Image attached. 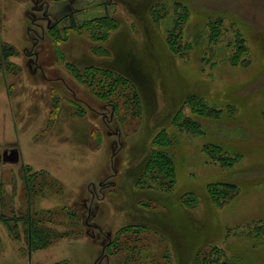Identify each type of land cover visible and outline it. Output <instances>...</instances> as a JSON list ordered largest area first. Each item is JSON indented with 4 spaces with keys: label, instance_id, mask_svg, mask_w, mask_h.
<instances>
[{
    "label": "rangeland",
    "instance_id": "rangeland-1",
    "mask_svg": "<svg viewBox=\"0 0 264 264\" xmlns=\"http://www.w3.org/2000/svg\"><path fill=\"white\" fill-rule=\"evenodd\" d=\"M32 1L0 3V47L14 49L10 56L0 51V213L10 226L17 222L19 236L13 238L0 221V264H124L126 251L111 249L106 257L102 244L107 234L137 222V206L149 210L135 204L142 192L155 199L152 212L143 216L156 231L140 232L136 242L155 261L134 249L128 264H162L167 252L170 264H192L195 252L208 245L221 248L219 259L230 258L231 264H264V232L251 231L264 219V0H34V6ZM149 6H163L158 24ZM174 6L188 8L173 32L181 58L165 43L178 11ZM71 8L76 23L105 13L118 20L119 28L101 43L107 54L94 52L87 36L74 30L58 45L46 30L41 37L48 18L51 23ZM217 17L221 34L212 41L207 26ZM68 23L67 16L59 21V36H66L61 28ZM235 34L246 64L229 60ZM66 62L110 67L129 75L134 85H119L116 96L99 99L79 80L71 87ZM190 95L202 97L208 108L230 103L232 116L213 120L185 105L182 114L197 120L202 134L178 130L171 118ZM53 100L57 110L51 114ZM162 128L176 136L166 147L175 184L168 192L137 189L135 178ZM12 147L19 160L11 164L1 155ZM210 154L230 156L231 166ZM38 170L45 175L35 177V195H27L26 179ZM45 181L50 185L43 189ZM211 182L233 183L237 190L216 207L205 194ZM186 192L197 196L195 207L182 204ZM45 210L51 216L36 224L66 236L28 256L24 215L29 211L38 219ZM85 214L91 218L89 234Z\"/></svg>",
    "mask_w": 264,
    "mask_h": 264
},
{
    "label": "trees",
    "instance_id": "trees-1",
    "mask_svg": "<svg viewBox=\"0 0 264 264\" xmlns=\"http://www.w3.org/2000/svg\"><path fill=\"white\" fill-rule=\"evenodd\" d=\"M72 6H67V8ZM178 11L177 14L173 18V23L170 28L167 29L165 32V43L168 47V49L171 51L173 55L181 56L183 57V51L179 50L177 47V42L175 40V36L173 34L176 26H178L181 21L186 19L188 14V8L187 6H174ZM148 13L150 17L152 18V21L155 24H158V22L162 19L163 15L161 12L164 10L162 9L163 6H149L148 7ZM174 8V9H175ZM70 10V9H68ZM68 18L69 23L66 26H63L61 29H63L66 32V36L61 37L57 33L59 31L58 23L59 21L66 17ZM56 17V18H55ZM54 22L50 25L48 34L52 37L54 42L57 44V42L61 40H66L68 38V29L74 30L77 34L86 35L87 38L91 41L92 50L97 53H105L106 49L105 47H102L103 42H105L111 32L117 30L119 28V22L117 19L113 18L112 16H109L108 14H103L100 16L92 17L86 20H83L81 22L76 23L73 19V13L72 8L71 11L66 12L64 16H54ZM221 18L217 17L215 18L214 22H208L209 28V40L216 41L221 32ZM237 37L236 34L233 37V40L235 41L232 45V53L229 57V60L231 64H246V60L244 58H240V52L242 50V44H237ZM102 43V44H101ZM7 47L6 49L0 47V51H7V55H14V49L12 46L5 44ZM3 46V45H0ZM187 48V47H186ZM180 57V58H181ZM66 68L70 71V73L80 82L86 84L93 94L97 96L99 99L106 100L110 97L116 96L120 89H118L119 85H130L133 87V82L131 81L129 75L120 74V72L114 71L110 67H97L86 64L83 68H78L72 63H65ZM104 78V80H103ZM106 79L107 82H106ZM109 81V82H108ZM132 99L134 100V104H139V98L137 95L136 90H133L132 92ZM202 100V97L200 96H194L190 95L187 96L182 101V107L179 106L174 113V115L171 118V124L176 127L178 130H185L189 131L193 134H202L201 125L200 123L193 119L191 116H184L182 114L183 107L185 105L189 106L190 109L193 110V113L197 114L198 116L202 117H208L213 120H218L223 115H226L228 117L232 116L233 113V107L230 105H226L224 108H221L220 106L215 107H207L205 106L203 102L199 101ZM53 108H51L50 113L54 114V111L57 110L56 100H53ZM113 110L116 109L115 104H112ZM82 112L79 113L81 115ZM264 117V114H262ZM165 139V140H164ZM176 140V136L174 133H171L165 129H160L158 131L153 139H152V148L150 149L148 153V157L145 160V163L143 164L142 169L140 170L139 174L135 178L134 187L139 189H145V190H153L156 189L160 192H168L172 190L174 184H175V164L173 156L166 151V147H168L170 144L174 143ZM164 141V142H163ZM216 146V145H214ZM209 155V154H208ZM216 155L210 154L209 159H213V161H217L222 166H231L232 161L231 157L229 158L220 157V155H217V158L214 159ZM235 156V155H232ZM237 157V156H236ZM233 158V157H232ZM235 158V157H234ZM30 171V169H28ZM40 171V170H38ZM33 171L32 175H29L30 178L26 179V193L27 195H32L33 193V182L35 181V177L37 175L44 174L42 171ZM165 174V176H164ZM45 175V174H44ZM28 176V177H29ZM45 181L42 183L43 189H46L49 187ZM40 185V184H38ZM40 189H42V186H40ZM205 194L209 201L208 203L220 207L224 205L227 201H229L234 194L235 190H237V185L233 183H223V182H211L208 183L205 187ZM143 195H139L136 198L135 204H139L140 206L144 208H149V210L145 209H139L137 206L136 209L138 212H136V218H138L137 222H133L124 226H121L114 232L111 236V234H107L106 241L102 244V254L106 257H111L113 255L111 249H114L115 253H122L123 251H126V253L123 255V263L128 264V261L132 258L131 255L129 256V253H131L134 249L136 251L134 253H140L139 255H142L145 259H148L149 261L154 262L155 259L153 255L149 252H144V249L141 250V244H137L136 241L139 240L140 236L139 233L143 232L144 230H154L156 231V228L149 222V219L143 214L146 213L148 216L152 211L150 209L151 206V200L154 199L150 195H146L142 192ZM35 195V194H33ZM141 197V198H140ZM143 197V198H142ZM31 198V197H30ZM28 198V199H30ZM142 199H147L146 201H142ZM155 200V199H154ZM181 202L186 208H193L197 205L198 199L197 196L194 193L186 192L181 197ZM30 205H31V201ZM51 210H45V214L42 215L43 217H40L38 219H32L29 217L30 212L28 211L25 216L24 221L22 222L24 224V241L27 249L28 256L31 255L32 252H36L40 249H43L47 246H49L52 242H55L59 239H62L66 236V234L63 235V232L60 233L59 231H52L48 230L46 227H42L40 225H37V221H43L46 220L47 216H51ZM2 213V212H1ZM0 213V221L6 226L7 231L10 235L13 236V238H18V234L16 233V230L14 228V225L17 224V222H14L12 226L9 225V221L6 217H4ZM37 215V213H33ZM21 217V216H20ZM12 219V218H11ZM15 219V218H13ZM22 219V218H20ZM48 219V218H47ZM84 224L87 226V229L85 230V233L89 234L88 227H90V219L86 217V214L84 216ZM16 221V220H15ZM8 223V225H7ZM39 223V222H38ZM38 226V227H36ZM153 227V228H152ZM38 228V229H37ZM261 230L264 232V219L259 220V223L252 227L251 231ZM251 231H248L249 233ZM260 231V232H261ZM109 233V232H108ZM247 234V233H246ZM132 235V237L130 236ZM123 238V240L121 239ZM132 238V239H130ZM128 239V240H127ZM132 240V241H131ZM140 241V240H139ZM207 247H209V251H207ZM203 246L199 248L192 259V264H231L230 258L228 259L225 257L224 259H219V256L221 253V248H219L216 245H208ZM138 249V250H137ZM120 253V254H121ZM136 255V254H135ZM122 257V256H121ZM165 259L162 264H170V259L168 256V252L164 254L163 256ZM135 258V257H134Z\"/></svg>",
    "mask_w": 264,
    "mask_h": 264
},
{
    "label": "water",
    "instance_id": "water-1",
    "mask_svg": "<svg viewBox=\"0 0 264 264\" xmlns=\"http://www.w3.org/2000/svg\"><path fill=\"white\" fill-rule=\"evenodd\" d=\"M3 159L6 162L16 163L19 160V151L17 148H12L9 151H3Z\"/></svg>",
    "mask_w": 264,
    "mask_h": 264
},
{
    "label": "crops",
    "instance_id": "crops-1",
    "mask_svg": "<svg viewBox=\"0 0 264 264\" xmlns=\"http://www.w3.org/2000/svg\"><path fill=\"white\" fill-rule=\"evenodd\" d=\"M31 1H32V0H31ZM33 1H34V0H33ZM34 2H35V1H34ZM0 3H1V0H0ZM32 4H33V3H32ZM44 4H45V2L42 3V5H44ZM70 4H71V1H70ZM41 34H42L41 37L44 36V35H43V32H42ZM47 34H48V33H47ZM47 36H50V35L48 34ZM69 36H70V35H69ZM50 37H51V36H50ZM51 38H52V37H51ZM52 40H53V39H52ZM67 40H69V38H68ZM53 41H54V40H53ZM54 44H55V45H58V44H56L55 42H54ZM58 55H59V54H58ZM65 72H66L65 74H67L66 76H67V77L70 76V78H71V81H72V83H70V84H71V87H72V85H75V86L79 85L77 79H76L72 74L70 75L69 72H67L66 70H65ZM57 79H58V78H57ZM57 79H56V80H57ZM52 80H53V79H52ZM50 81H51V80H50ZM74 83H75V84H74ZM67 88H68V90H71V92L74 94L75 91H74L72 88H70V87H67ZM73 91H74V92H73ZM85 100H86V101H83V102H84V103H87V99H86V97H85Z\"/></svg>",
    "mask_w": 264,
    "mask_h": 264
},
{
    "label": "flooded vegetation",
    "instance_id": "flooded-vegetation-1",
    "mask_svg": "<svg viewBox=\"0 0 264 264\" xmlns=\"http://www.w3.org/2000/svg\"><path fill=\"white\" fill-rule=\"evenodd\" d=\"M70 1H71V0H68L69 3H70ZM32 3H33V6H34V1H32ZM71 3H72V1H71ZM41 6H43V5H41ZM68 6H69V4H68ZM46 17H47V18L49 17L48 14H47ZM46 17H45V19H46ZM55 18H56V17H55ZM55 18H54V19H55ZM53 22H54V21H53ZM53 22L50 23L49 18H48V20H47V24H46L45 27L43 28V33H44L45 30L48 32L49 27H50V25H51ZM12 148H15V147H12ZM12 148H8V149H5V150L9 151V150L12 149ZM3 151H4V150H3ZM1 158H2V160L4 161V159H3V152H2ZM5 162H6V161H5ZM9 163H10V162H9ZM11 164H12V163H11Z\"/></svg>",
    "mask_w": 264,
    "mask_h": 264
}]
</instances>
